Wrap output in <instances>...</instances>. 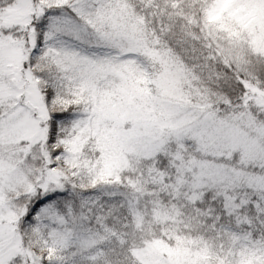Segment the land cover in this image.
Here are the masks:
<instances>
[{
	"label": "snow or ice",
	"instance_id": "6c2138e0",
	"mask_svg": "<svg viewBox=\"0 0 264 264\" xmlns=\"http://www.w3.org/2000/svg\"><path fill=\"white\" fill-rule=\"evenodd\" d=\"M0 264H264V0H0Z\"/></svg>",
	"mask_w": 264,
	"mask_h": 264
}]
</instances>
